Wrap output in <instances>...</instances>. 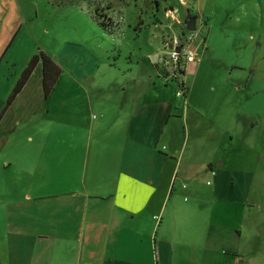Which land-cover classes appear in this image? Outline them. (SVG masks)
Listing matches in <instances>:
<instances>
[{
	"label": "crops",
	"instance_id": "1",
	"mask_svg": "<svg viewBox=\"0 0 264 264\" xmlns=\"http://www.w3.org/2000/svg\"><path fill=\"white\" fill-rule=\"evenodd\" d=\"M16 45L0 48V116ZM167 60L129 67L114 105L72 115L61 144L37 65L0 118V264H264V128L236 142L240 113L208 118L186 75L179 105L159 85Z\"/></svg>",
	"mask_w": 264,
	"mask_h": 264
},
{
	"label": "rangeland",
	"instance_id": "2",
	"mask_svg": "<svg viewBox=\"0 0 264 264\" xmlns=\"http://www.w3.org/2000/svg\"><path fill=\"white\" fill-rule=\"evenodd\" d=\"M92 1L0 0V48H12L17 39L7 59L13 71L21 74L42 52L61 69L48 99L55 144L64 141L63 129L74 131L72 115L93 119L101 116L99 106L114 105L129 67L143 62L153 67L157 54L168 59L169 38L186 27L188 8L206 23L192 45L198 56L186 71L188 86L220 126L228 123L224 110L235 107L242 123L236 142L245 138L244 129L257 141L264 128V0H99L98 7ZM159 81L184 107L177 81ZM201 125H210L207 117ZM185 127L181 137L187 146Z\"/></svg>",
	"mask_w": 264,
	"mask_h": 264
},
{
	"label": "built area",
	"instance_id": "3",
	"mask_svg": "<svg viewBox=\"0 0 264 264\" xmlns=\"http://www.w3.org/2000/svg\"><path fill=\"white\" fill-rule=\"evenodd\" d=\"M206 23L200 20V23L197 25L196 30L186 31L184 34L183 31L174 35L172 38L169 47L171 49L170 54L168 55V61H172V65L169 66V75L171 79L177 81V97L184 98L186 94V85L184 80H182L181 73L183 70H186L188 64L193 63L197 59V54L193 50L192 45L196 40V37L202 33ZM169 65V63H168ZM187 185H185V188Z\"/></svg>",
	"mask_w": 264,
	"mask_h": 264
},
{
	"label": "trees",
	"instance_id": "4",
	"mask_svg": "<svg viewBox=\"0 0 264 264\" xmlns=\"http://www.w3.org/2000/svg\"><path fill=\"white\" fill-rule=\"evenodd\" d=\"M68 2L74 3L79 0H67ZM86 1V0H85ZM94 2V5L96 2H100L99 0L97 1H92ZM95 7H98L95 5ZM195 17L197 18L199 16V12L193 10ZM102 24L105 27H110L104 22ZM43 63V86H44V91H45V96L48 98L49 95L51 94V91L54 88V85L56 84V81L58 77L61 75V69L59 66L45 53H41L40 55H35L34 57L31 58V60L28 62L27 66L24 68L23 72L20 74L17 83L10 93V95L7 98V103L4 108V111L2 112L0 118L3 117L7 109L10 107V105L13 103L14 99L16 96L21 92L27 81L29 80L30 76L34 72L36 66L39 64V62ZM184 75H185V70L182 71L181 73V79L184 80Z\"/></svg>",
	"mask_w": 264,
	"mask_h": 264
},
{
	"label": "flooded vegetation",
	"instance_id": "5",
	"mask_svg": "<svg viewBox=\"0 0 264 264\" xmlns=\"http://www.w3.org/2000/svg\"><path fill=\"white\" fill-rule=\"evenodd\" d=\"M192 17H195V14H194L192 8H188V9H187L186 20H189V19L192 18ZM186 20H185V22H186ZM199 23H200V17L198 16V17L196 18V26H197ZM186 29H187V28L184 27V29H183L184 34H186V31H187Z\"/></svg>",
	"mask_w": 264,
	"mask_h": 264
},
{
	"label": "water",
	"instance_id": "6",
	"mask_svg": "<svg viewBox=\"0 0 264 264\" xmlns=\"http://www.w3.org/2000/svg\"><path fill=\"white\" fill-rule=\"evenodd\" d=\"M186 23V28H187V30H189V31H194V30H196V28H197V26H196V17H192V18H190L189 20H187V22H185ZM170 47H172V46H170Z\"/></svg>",
	"mask_w": 264,
	"mask_h": 264
}]
</instances>
